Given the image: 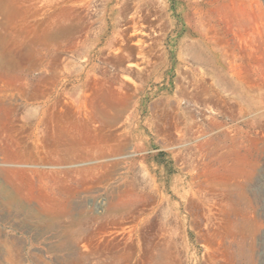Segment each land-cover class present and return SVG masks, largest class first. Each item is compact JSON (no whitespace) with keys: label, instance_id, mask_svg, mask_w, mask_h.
Here are the masks:
<instances>
[{"label":"rangeland","instance_id":"1","mask_svg":"<svg viewBox=\"0 0 264 264\" xmlns=\"http://www.w3.org/2000/svg\"><path fill=\"white\" fill-rule=\"evenodd\" d=\"M0 264H264V0H0Z\"/></svg>","mask_w":264,"mask_h":264}]
</instances>
